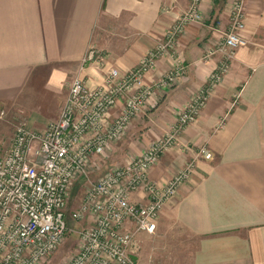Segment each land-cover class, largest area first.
I'll use <instances>...</instances> for the list:
<instances>
[{"label":"crops","instance_id":"crops-1","mask_svg":"<svg viewBox=\"0 0 264 264\" xmlns=\"http://www.w3.org/2000/svg\"><path fill=\"white\" fill-rule=\"evenodd\" d=\"M189 2L0 0V105L19 101L41 80L57 91L72 74L94 87L110 67L131 70ZM232 2L201 0L203 23L187 25L178 39L183 73L170 87L155 90L108 151L116 147L126 163L166 135L218 66L219 53L207 59L204 53L221 39ZM244 9L240 34L246 45L236 49L195 121L148 171L163 184L194 161L188 179L161 210L156 231L135 236L139 264H146L148 247L151 261L167 264H264V0H245ZM90 47L101 62L81 70ZM172 67L173 58L162 56L145 80L156 81ZM202 145L211 159L198 155ZM132 198L142 200L141 193ZM187 245V258L176 263L173 252Z\"/></svg>","mask_w":264,"mask_h":264},{"label":"built area","instance_id":"built-area-1","mask_svg":"<svg viewBox=\"0 0 264 264\" xmlns=\"http://www.w3.org/2000/svg\"><path fill=\"white\" fill-rule=\"evenodd\" d=\"M200 4L201 0H190L163 39L131 70L110 67L94 87L83 77L73 76L58 117L44 129L17 125L9 148L0 151V264H40L69 230L78 234L79 246L65 264H138L131 256L135 236L156 231L161 210L188 179L194 161L163 184L152 181L148 171L175 144L185 126L195 121L228 70L236 49L246 45L240 34L245 25V0H233L221 39L204 53L206 59L219 53L218 66L180 109L166 135L141 155L107 169L95 180H88V167L92 155H104L111 143L124 135L155 90L170 87L183 73L184 63L176 51L178 39L187 25L203 23ZM162 56L172 57L173 67L160 79L147 82L145 74ZM100 58L101 54L90 47L80 69ZM3 115L4 110H0V117ZM198 155L212 158L204 145ZM79 177L87 182L69 217L82 225L71 229L66 219L67 201ZM138 192L142 200L132 198Z\"/></svg>","mask_w":264,"mask_h":264},{"label":"rangeland","instance_id":"rangeland-1","mask_svg":"<svg viewBox=\"0 0 264 264\" xmlns=\"http://www.w3.org/2000/svg\"><path fill=\"white\" fill-rule=\"evenodd\" d=\"M72 78L73 75L71 74L63 79L61 87H59L57 91L48 87L47 83L41 80L30 87L31 89H29L27 94L22 96L19 101L2 106L0 105V110H4V115L0 117L1 152H5L9 148V143L17 125L24 123L29 129L38 131L44 129L50 121L57 118L67 96L68 85ZM124 158L125 157L122 155H118V149L116 147L111 148L108 152L106 151L102 156L92 155V163L88 167V180H95L107 169L124 164ZM78 180L80 181L79 184L75 186L73 184L70 190L67 201L68 212L79 204L83 196L87 181H81V177H79ZM67 223H69L70 227L82 225L81 221H73L71 219H68ZM146 235L151 237L149 233ZM78 246L79 239L77 235L73 230H69L57 249L40 264H65L78 249ZM189 250H191L190 245L179 248L178 252L175 250L173 254L175 253V257L177 256L176 263L178 260L184 259V257L187 258L188 254L186 252ZM134 252L131 256L137 261V255ZM147 254H149V247L142 255L146 264H167L163 261H151V257L147 256Z\"/></svg>","mask_w":264,"mask_h":264},{"label":"water","instance_id":"water-1","mask_svg":"<svg viewBox=\"0 0 264 264\" xmlns=\"http://www.w3.org/2000/svg\"><path fill=\"white\" fill-rule=\"evenodd\" d=\"M103 174V173H102ZM85 179L83 178H81V181H84ZM79 180L77 181V182H75L74 183V186L75 185H77V184H79ZM67 207H68V205H67ZM70 212V211H69ZM69 212L67 211V209H66V219H67V221H68V219L70 220L71 218L69 217ZM72 220V219H71ZM74 221V220H73ZM68 224V226L70 227V225H69V223H67ZM71 229H79L80 228V226H78V225H75V227H70ZM76 235H77V237H78V234L77 233H75Z\"/></svg>","mask_w":264,"mask_h":264}]
</instances>
